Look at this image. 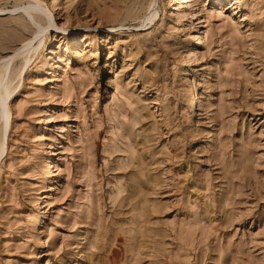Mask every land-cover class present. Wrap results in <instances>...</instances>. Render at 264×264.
Returning <instances> with one entry per match:
<instances>
[{"label":"rangeland","instance_id":"1","mask_svg":"<svg viewBox=\"0 0 264 264\" xmlns=\"http://www.w3.org/2000/svg\"><path fill=\"white\" fill-rule=\"evenodd\" d=\"M7 55L0 264H264V0H0Z\"/></svg>","mask_w":264,"mask_h":264},{"label":"bare ground","instance_id":"2","mask_svg":"<svg viewBox=\"0 0 264 264\" xmlns=\"http://www.w3.org/2000/svg\"><path fill=\"white\" fill-rule=\"evenodd\" d=\"M27 6V5H26ZM29 6H32V5H29ZM34 7V6H33ZM30 7H24V6H22V7H20V10L22 9V10H25L24 11V15H26L27 17H28V19L29 18H31L29 15H27L26 13H27V11H30V10H32L31 8L29 9ZM35 8V7H34ZM40 8V7H39ZM39 8L38 9H34L37 13H38V11L37 10H39ZM40 9H42V8H40ZM21 10V11H22ZM23 12V11H22ZM26 12V13H25ZM33 12V11H32ZM40 12V11H39ZM126 12H127V10H126ZM125 12V13H126ZM41 13V12H40ZM42 13H43V11H42ZM30 15H31V13H30ZM155 16V15H154ZM26 17V18H27ZM47 18H48V16H46ZM46 17H45V22H46ZM22 18V17H21ZM32 19V18H31ZM31 19H29V20H31ZM20 21V20H19ZM32 21V20H31ZM48 22H49V20H48ZM47 22V23H48ZM22 23V22H21ZM20 23V24H21ZM24 23V22H23ZM22 23V24H23ZM46 23V24H47ZM19 24V25H20ZM21 24V25H22ZM35 24V23H34ZM25 25V24H24ZM48 25H50L51 26V24H49L48 23ZM29 27V26H28ZM27 27V28H28ZM48 27V26H47ZM8 28V27H7ZM37 28V27H36ZM28 30V29H27ZM43 30H47V29H44L42 26H40L37 30L35 29V32H33V34L28 38H26V39H24V40H21L20 42V46H19V48H17L15 51H16V53H17V55L19 54V51H22V53H20L19 55L20 56H22V55H24V54H26V55H24L22 58L23 59H21V62H22V60H23V62H26V63H28L27 61V55L30 53V51H33L34 49L36 50V48L35 47H38V45H36V40H37V38H38V36L39 35H42L41 33L42 32H44ZM14 33H15V31H13ZM17 32V31H16ZM24 32H25V30H24ZM6 33V32H5ZM10 33H12V32H10ZM31 33H32V31H31ZM202 33L203 32H198L197 34H195L196 36L195 37H193L194 38V40H193V45H192V49L193 50H196V42H197V40H199L200 41V39H202L203 38V36H202ZM18 35V34H17ZM12 36V35H11ZM13 38V37H12ZM40 38V37H39ZM192 38V39H193ZM6 39V38H5ZM9 39V38H8ZM14 39V38H13ZM17 39V38H16ZM15 41V40H14ZM38 42V44H39V40L37 41ZM3 44V43H2ZM19 45V44H18ZM35 46V47H34ZM3 47V46H2ZM6 47V46H5ZM18 47V46H17ZM33 47H34V49H33ZM8 48V47H7ZM13 49V48H12ZM33 49V50H32ZM14 50V49H13ZM12 52V51H11ZM34 52V51H33ZM188 52V51H187ZM194 52V51H193ZM15 52L13 51V58L15 57V54H14ZM16 55V56H17ZM30 55V54H29ZM12 55H7V56H5V57H1V60H0V126H1V131H5L6 130V122H7V119H8V115H7V112H6V109L4 108V106L6 105V101H7V98L10 96V94L9 93H12V90H11V83L13 82V77L15 76V74H13L12 73V77L11 78H7L8 76V69H9V63H10V61L13 59L12 57H11ZM19 56V57H20ZM12 58V59H11ZM27 60V61H26ZM23 64H25V63H22V65H20V67L22 66L23 68H24V65ZM26 65V64H25ZM21 67V69H23ZM199 68V67H198ZM197 67H195L194 69V71H196V72H198L199 71V69H198ZM20 69V68H19ZM185 70L186 69H182L181 70V74H185L186 72H185ZM18 71V70H17ZM18 73V72H17ZM19 75V74H18ZM17 78V77H16ZM203 86V79H202V77H201V75H200V73L197 75V79L194 81V89L196 90V89H199V88H201ZM192 87V86H191ZM188 89V88H187ZM11 90V91H10ZM187 97L189 98L188 99V101H187V104H186V109H187V111H189V112H194L195 110H196V108H197V103L199 102V101H197V95L196 94H194V92L191 90V89H189L188 90V93H187ZM5 109V110H4ZM1 136V135H0ZM1 143V142H0ZM3 144H2V146H1V144H0V156H1V154H2V151H3ZM39 205H40V203L38 202V204H37V207H39Z\"/></svg>","mask_w":264,"mask_h":264}]
</instances>
